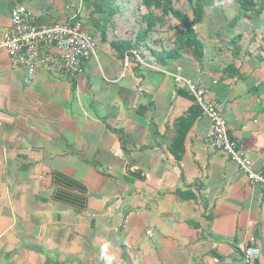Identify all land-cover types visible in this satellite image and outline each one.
<instances>
[{
	"label": "crops",
	"instance_id": "1",
	"mask_svg": "<svg viewBox=\"0 0 264 264\" xmlns=\"http://www.w3.org/2000/svg\"><path fill=\"white\" fill-rule=\"evenodd\" d=\"M171 1L192 21L197 0ZM16 4L95 35L82 0H0V264H244L250 246L264 264V192L206 146L209 120L173 79L221 106L227 136L264 176V10L249 21L235 0H204L197 61L171 16L136 49L114 46L133 45L149 13L119 0L76 77L40 69L28 81L1 46Z\"/></svg>",
	"mask_w": 264,
	"mask_h": 264
},
{
	"label": "built area",
	"instance_id": "2",
	"mask_svg": "<svg viewBox=\"0 0 264 264\" xmlns=\"http://www.w3.org/2000/svg\"><path fill=\"white\" fill-rule=\"evenodd\" d=\"M10 23L4 32L2 48L11 68L23 69L27 80H33L38 70L73 79L80 73V64L94 58L96 41L85 31L82 24L73 17L63 23L40 24L24 5L16 4L9 11ZM136 55L134 52L132 53ZM128 57H124L126 67ZM194 98L195 105L209 120L205 137L206 146L231 162L246 176L252 185H258L264 192V176L254 171L252 163L241 150L239 142L227 136L222 118L221 106L205 100V90L191 81L173 77ZM260 250L250 246L242 251L244 264H254L260 257Z\"/></svg>",
	"mask_w": 264,
	"mask_h": 264
},
{
	"label": "trees",
	"instance_id": "3",
	"mask_svg": "<svg viewBox=\"0 0 264 264\" xmlns=\"http://www.w3.org/2000/svg\"><path fill=\"white\" fill-rule=\"evenodd\" d=\"M88 5L91 9L88 16V23L91 27L93 33L98 34L101 38V41H104L106 32L108 29L114 27L113 17L117 14V6L119 0H82ZM141 5L148 10V14L145 16L146 27L141 31L138 37L136 38L134 44L127 42H117L114 43V46L118 49H122L125 52L137 48V44L140 41H144L148 34L155 27L156 23L161 21V18L171 16L179 24L184 27V31L177 33L179 38L182 36L185 40L183 43L184 48L191 51L195 60L199 61L202 58V48L203 46L197 41L196 35L193 31V25L199 22L202 18L201 7L204 3V0H197L193 3L192 7V21H189L187 16L179 11H176L172 6L171 0H138ZM191 4L190 0H187ZM236 4L239 7L238 16H244L249 19V21H254L250 17L249 12L255 17L258 18L264 10V0H235ZM157 12V16L152 14V11ZM160 17V18H159ZM181 35V36H180ZM178 38V37H177ZM182 39V38H181ZM176 49L173 52V55L169 54L166 58H174L176 54ZM154 54V53H153ZM175 54V55H174ZM158 56V54H155ZM160 56V55H159ZM158 56V57H159ZM177 196L181 199L184 198L182 193H177Z\"/></svg>",
	"mask_w": 264,
	"mask_h": 264
},
{
	"label": "rangeland",
	"instance_id": "4",
	"mask_svg": "<svg viewBox=\"0 0 264 264\" xmlns=\"http://www.w3.org/2000/svg\"><path fill=\"white\" fill-rule=\"evenodd\" d=\"M85 26H86V24H85ZM84 27V26H83ZM85 31L88 33V30L87 29H85ZM91 32H93L92 30H91ZM96 42H97V40H96V38L97 37H94L96 34L95 33H93V34H95V35H92V34H90V33H88Z\"/></svg>",
	"mask_w": 264,
	"mask_h": 264
}]
</instances>
